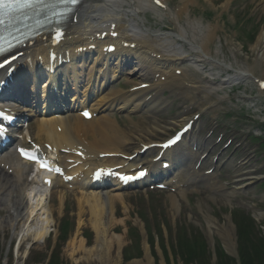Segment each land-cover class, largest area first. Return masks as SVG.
<instances>
[{
  "label": "bare ground",
  "instance_id": "6f19581e",
  "mask_svg": "<svg viewBox=\"0 0 264 264\" xmlns=\"http://www.w3.org/2000/svg\"><path fill=\"white\" fill-rule=\"evenodd\" d=\"M87 1L91 2L93 5H88L83 8L81 25L74 26L72 29L73 36H78V39L74 40L73 43H70L66 49L74 48L76 46H89L88 41L98 30V26L105 25V23L110 21H118L121 25V30H123V36L127 39L129 38L135 43H138L141 47L140 56L137 55V52L129 51V53H127L129 58H125L121 63L128 64L137 62L138 68L134 66L136 69L132 70V74L137 75L139 78L148 80L152 77V75L155 77L158 74H162L161 77H163L166 74H173L174 69H179L180 65H182L181 63H188L194 56H196L197 63L201 60H206V58H212L209 45L211 44L210 42L214 40L213 35L201 38L200 35L202 34L203 27L199 22H193L188 24V26H183L180 18L184 11L180 13V18H177L174 14H172L173 20L179 25V27H177V32L168 33L161 31V33H153L151 30L146 29L141 16L149 10H157L151 6L142 4L139 0ZM195 2L196 0H179V3H183L185 6V14L187 17L189 16L190 8L195 4ZM167 16H171V13H168ZM127 18H130L131 20H127ZM259 35L260 36L253 46V52L256 53V61L249 67V71L243 72L237 70L234 76L224 80L222 83H217L214 80L219 77V74H212L205 80L208 85L207 89L210 93L223 89L225 85L236 83L241 79H250L257 70L264 66V32H261ZM200 39H202L204 43H202ZM185 44L190 45V49L192 51L191 53L194 54L191 56L187 54V51L184 50ZM27 52V59L23 60L24 65L30 66L32 63L37 64L36 60L38 55L44 52L43 45L41 43L37 44L36 47L31 48ZM154 55L160 56L161 61L154 58ZM119 65L120 64H118V68L116 69L117 73L120 70ZM194 65L197 70L201 69L202 65L196 63ZM217 65L223 66L226 69L233 68L231 64H226L218 59L213 64V67L216 68ZM168 68H170V70H166ZM116 72H114V75ZM0 77H4V75L2 74ZM186 78H188L186 73L182 78L174 75V77L167 80L165 84L160 83L157 85V96L149 103H143V101L137 100V94L133 93L129 96L126 95L123 98L112 100L109 104H107V101L112 97L101 99L93 109L97 112L99 111L103 113V115L94 121L93 126L101 137L112 139V148H114L118 142H120L119 145L122 146L124 140H126L127 143L131 142L130 138L123 130L118 132L116 129L115 131L114 128H112L114 125L111 126L109 122L113 120L111 117L105 116V113L113 109L112 107H115V105H117L119 111L124 110L131 114L142 110L152 112L153 114L159 112L167 104V101L162 99L164 90H169L174 95L175 93H179L180 95V89L182 88L181 85H183ZM153 90L155 91V86H153ZM184 120L185 119H183V122ZM59 124L61 125L63 134H58L55 130L51 131V133H43L42 130L39 129V132H37L38 136L40 135L41 137H46L49 140H54V143L59 145L73 146L76 145L75 142L81 138V134L84 132L88 133L89 126L84 123V121L79 118L76 119L73 116H70L66 121H60ZM150 125L154 129H165L161 121H154L150 123ZM241 172H243L242 169L238 171L240 175H238L236 179H247L251 181L250 171ZM192 174L198 177L202 176L199 172L192 173L189 171V173L178 177L179 184L189 185V177H195ZM204 181L206 182L205 179ZM210 182L211 181L208 180V184H210ZM178 185H176L175 188ZM29 190L30 189H28L25 177H19L18 179L11 178L10 176L4 174L3 171H0V213L2 215L6 214L4 219L0 220V232H4L6 229L16 232L18 226H27V224L36 217L35 215L38 211L44 209L47 214L46 221L48 222V226L41 233H38V236H36L39 240L44 239L49 233L48 229L55 226V214L58 213L59 216L64 215V208L69 200L68 193L63 191H53L49 195V191H47L48 194L46 198H39L36 206H31L30 209L26 211V208L28 207V200H32L30 198L31 193H29ZM182 192L183 189L179 190L178 193ZM235 192H238V188H235ZM230 195H234V193ZM53 197L57 198L59 201V206L57 208L51 204ZM74 198H76L77 201L79 220L75 233L71 237V240L69 241L70 243L67 246L71 256L75 258L80 253L84 252L87 258H92V254L94 253L93 251L97 250L99 252L102 248H104L105 241H109L111 246L115 244V241L120 242L116 236L112 235L115 231V225L119 222L116 218L118 208L116 206L118 204V206L123 207L125 210L127 208V196L123 195L118 187L106 190L102 189L100 191L91 188L89 191L87 190L74 195ZM177 199L178 198L175 195L171 196L170 210L172 213L180 211ZM200 208L202 209V207ZM261 216L263 217L264 214ZM86 218H89V221L86 220ZM87 224H89L91 229L96 232V238L101 242V246L95 247L93 250L87 248V241L83 238L82 229L85 228ZM229 224L230 225L228 226L227 224H225V226L215 225L219 227L217 229L218 234L230 241V237L232 238L230 233H232V230L235 231V228H233L230 222ZM210 232L212 233L213 231Z\"/></svg>",
  "mask_w": 264,
  "mask_h": 264
},
{
  "label": "rangeland",
  "instance_id": "374dc122",
  "mask_svg": "<svg viewBox=\"0 0 264 264\" xmlns=\"http://www.w3.org/2000/svg\"><path fill=\"white\" fill-rule=\"evenodd\" d=\"M224 3L225 0H196V3L191 8L192 16H195L196 18L204 22V25H207L209 22L207 21L206 15L214 16L216 12L220 11L223 8ZM233 12L232 16H229L227 20L228 22H233L232 24L243 19L245 16H248L247 18L253 17V20H255V22H258L260 19H264V0H240L237 2L236 8ZM215 20L216 16L212 21L215 22ZM253 22L254 21H252V23L248 27H246L245 32L248 31L250 27L251 29H253L254 26H256L255 22ZM151 24L154 27L165 26V23L157 21L151 22ZM228 26L229 28L227 29V31L221 36V45L223 48L218 47L220 46V43H216V45L212 48L214 56L226 62H231L236 67V69H246L248 65L250 66L255 63L256 53L253 52V46L256 41L251 42L250 45L247 46L248 48L244 49L243 42H241L240 40L237 41L235 39L234 35L236 34L231 30L232 26ZM223 73L226 72L224 71ZM192 77L194 79H200L199 74L192 75ZM252 90V86L249 87L248 84H245L240 92L231 95L230 99L233 100V103L227 101V104L222 109L213 111L210 114L211 117L221 116L225 118V113L230 111L238 116L239 114H241L240 110L243 107L242 104L240 105L239 102H237L239 97L246 96L250 98L253 96L254 99H257V95L252 94ZM218 98V96H213L208 101H204V94L201 93L199 96H197L196 100L198 101L199 108H203L208 105V102L217 100ZM249 103H247V106H250ZM170 111V109L164 111L162 113L163 117L166 118L174 115L176 108L173 109L172 112ZM257 111H259V108H254L250 113L248 111V108H246L244 112L247 116L251 117V119H242L241 122L235 123L234 121H236L237 117H233L231 119H228V122L230 123V125L236 127L240 131L253 128L258 129L260 125L257 123V121L260 119L263 120L264 118H262L259 113H255ZM133 116H136V122L139 125L138 119L146 115L143 114V116ZM119 122L120 124H124L129 128H132L134 125L132 122H130L129 118H127V114L122 116ZM147 133L148 132L146 130H143L139 133V135L144 137L147 136ZM260 157V155L254 157L251 162L254 163V165L258 164L262 161ZM35 191V193H37V196L36 198H31L32 200H28L29 202L26 211H28L31 206H36L39 198L45 197V194L41 189L36 188ZM189 193L190 204L188 202L186 203L184 200H179V204L181 205L180 211H175L174 213H172V211L170 210V193L148 194L146 196L129 195V197L127 198V206L129 210L127 208L124 210L122 207L117 208L116 218L119 222L115 225V231L112 233V235L116 236L120 240V242L115 241V244L111 246L109 241H105L104 248H102L99 252L97 250H94L92 258H87L84 252L80 253L74 258L73 256H71V253L67 249V246L70 243L69 241L71 240V237L75 232L74 230L77 227L79 220L76 198H74L72 194H69V200L65 205L66 210L63 215L64 222L72 221L75 226L72 230L73 232L71 233L70 238L67 241L62 242L61 244L60 250L62 253V258L69 264H125V261L123 260L124 253L127 248L133 245V240L135 241L134 236L130 234V232L134 229L138 230L144 239V254L143 257L127 264H185L179 258L180 256L177 255L179 254V251L176 252V248L172 247L178 243V241H176V237L177 239L179 238L177 231H182L184 229V226L191 228V232L192 230L198 231L200 229L205 234V236H207V238L209 237V239H213V244H211V240L208 239L211 254L212 251H214L213 246L217 245L221 248H227V251L231 253L232 256L235 255L238 249L236 239L237 235H235V231L232 230V233H230L232 238L230 237L229 241V239L218 234L217 229L219 227L215 224H217L218 222V224H220L221 226H225V224H227V226L230 225L228 224L229 217L232 214L230 212L234 211L235 209L236 211L239 210L242 212H251L252 215L255 216V210H250L247 208L245 209L242 202L248 201L249 205H251V207L253 208L257 206H259L260 208H264V190L260 189V187L253 188L251 189L249 196L245 195V197H242L239 200H234L232 203L229 202L225 197H223L222 199L214 198L201 191H198L199 197H194L193 193L195 192L190 191ZM52 202L55 207H58L59 201L57 198H53ZM199 206H202L203 209L201 210ZM5 216L6 214L0 215V220L4 219ZM35 216L36 217L33 218L27 224V226H18L16 233H19L18 236H21L25 240L22 241L23 245L21 247V250L19 252L15 251L14 254L12 253L11 257L7 255L5 256V253L6 250H8L11 241L16 239V236L14 233H12V230L9 229H6L4 232H0V264H6V262L8 264H42L39 261L44 259L46 257L45 255L49 254L50 248L54 246L53 241L55 242L57 237L60 236V232L58 231V229L62 216H59L58 213L55 214V227L50 226L51 228L48 229L49 233L47 234V236L44 239L40 240L36 236H38V233H41L48 226V222L46 221L47 214L46 211L42 209L38 211ZM86 220L89 221V218H86ZM147 222H149L152 227H154V225L156 226L158 222L160 223L159 227H155L153 229L154 234L155 231L159 230L160 227L162 228L161 233L163 238L165 239V247L167 250L164 249V247H161L158 242L155 247L156 250L151 248V244L147 234L148 230L151 227L146 226ZM262 222L264 226V220ZM82 230L83 235L88 236L90 239V242H86V246L88 249L93 250L95 247L101 246V242L96 238V232L91 229L89 224H87L86 227ZM210 230H212L213 232L211 233ZM134 245H136V242L134 243ZM175 252L177 254L174 258ZM212 264H216V262Z\"/></svg>",
  "mask_w": 264,
  "mask_h": 264
},
{
  "label": "trees",
  "instance_id": "16d2710c",
  "mask_svg": "<svg viewBox=\"0 0 264 264\" xmlns=\"http://www.w3.org/2000/svg\"><path fill=\"white\" fill-rule=\"evenodd\" d=\"M242 234V248L240 251V256L242 258L243 264H264V241H259V246L257 244H254L249 239V234ZM181 235V239H182ZM198 242L201 243L202 240L195 241L194 243H190V241L184 237V240L181 241V248H184L185 251L183 254H186L190 257V261H193V257H195V247L198 245ZM202 246L205 248L204 243H202ZM59 256L58 254H55L53 257V260L50 264H58ZM56 261V262H55ZM204 264H208V262H205ZM220 264H235L233 260H231L229 257H226L225 260H222Z\"/></svg>",
  "mask_w": 264,
  "mask_h": 264
},
{
  "label": "snow or ice",
  "instance_id": "6c2138e0",
  "mask_svg": "<svg viewBox=\"0 0 264 264\" xmlns=\"http://www.w3.org/2000/svg\"><path fill=\"white\" fill-rule=\"evenodd\" d=\"M33 2L34 0H0V9L24 8L30 6ZM156 2L159 3L160 0H156ZM0 67H3V65L0 64ZM29 158L34 159V157Z\"/></svg>",
  "mask_w": 264,
  "mask_h": 264
}]
</instances>
